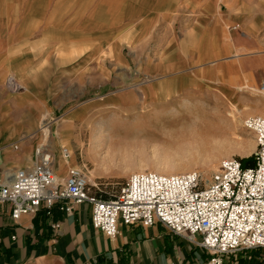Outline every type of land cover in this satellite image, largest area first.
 <instances>
[{
  "label": "crops",
  "instance_id": "crops-1",
  "mask_svg": "<svg viewBox=\"0 0 264 264\" xmlns=\"http://www.w3.org/2000/svg\"><path fill=\"white\" fill-rule=\"evenodd\" d=\"M262 35L264 0H0V178L30 168L43 147L63 185L77 166L84 130L99 114L100 83L108 80L102 61L124 68L128 81H157L135 91L142 102L156 97L161 82L181 90L216 82L227 97L230 85L244 92L246 83H264ZM151 43L154 59L144 54ZM87 93L88 101L71 103ZM105 100L116 104L118 97ZM64 145L73 152L67 160ZM64 204L17 221L0 205V264H203L208 258L159 224L119 223L108 238L92 227L88 204L71 213L60 210ZM224 264H264V249Z\"/></svg>",
  "mask_w": 264,
  "mask_h": 264
},
{
  "label": "built area",
  "instance_id": "built-area-1",
  "mask_svg": "<svg viewBox=\"0 0 264 264\" xmlns=\"http://www.w3.org/2000/svg\"><path fill=\"white\" fill-rule=\"evenodd\" d=\"M260 87L263 91L264 83ZM8 88L18 90L12 82ZM245 126L255 137L253 167L226 160L207 181L196 172L133 174L109 199L90 193V187L99 194L104 191L88 184L80 169H69L59 184L52 154L40 147L30 168L0 178V205H8L11 219L17 221L35 216L43 206L49 212L59 202H66L60 208L66 213L74 205L88 204L92 227L108 238L118 234L119 223L159 224L205 251L203 264H224L225 258L240 252L264 249V117L250 118ZM61 156L68 159L70 154L62 148Z\"/></svg>",
  "mask_w": 264,
  "mask_h": 264
},
{
  "label": "rangeland",
  "instance_id": "rangeland-1",
  "mask_svg": "<svg viewBox=\"0 0 264 264\" xmlns=\"http://www.w3.org/2000/svg\"><path fill=\"white\" fill-rule=\"evenodd\" d=\"M144 54L156 58L155 44L151 43ZM101 72L108 80L100 83L99 114L84 130L82 145L75 151L77 166L72 167L84 171L91 186L116 193L131 175L146 172H196L207 181L223 161L254 158V136L245 123L250 118L264 117V93L259 83H246L244 92L230 85L232 92L225 97L216 82H191L185 90L161 82L156 97L142 102L135 91L146 84L154 83L156 87L155 79H144L141 84L128 81L125 69L113 66L109 60L102 61ZM131 94L130 102L126 96ZM113 95H117V103L107 104L105 98ZM90 97L92 94L87 93L70 101L78 104ZM230 113L235 122L227 119ZM47 131H43L46 137L50 135ZM62 148L73 156L68 145ZM97 171L101 175L94 179ZM89 189L91 194L95 192L93 187Z\"/></svg>",
  "mask_w": 264,
  "mask_h": 264
},
{
  "label": "trees",
  "instance_id": "trees-1",
  "mask_svg": "<svg viewBox=\"0 0 264 264\" xmlns=\"http://www.w3.org/2000/svg\"><path fill=\"white\" fill-rule=\"evenodd\" d=\"M254 160H255V158L250 157V158H246V159H241V160H239V162H240L242 168H250V167L254 166ZM103 191H104V193L99 194L97 192H94V194L97 196H101V198H103V199H109L108 194H115L113 191L108 192L105 189ZM118 192H116V193H118Z\"/></svg>",
  "mask_w": 264,
  "mask_h": 264
},
{
  "label": "bare ground",
  "instance_id": "bare-ground-1",
  "mask_svg": "<svg viewBox=\"0 0 264 264\" xmlns=\"http://www.w3.org/2000/svg\"><path fill=\"white\" fill-rule=\"evenodd\" d=\"M261 92H263L264 93V90L262 91V90H260ZM231 114V113H230ZM230 117L229 118H227V119H229V120H231V121H236V119L234 118V116L232 117V114L231 115H229ZM249 131V130H248ZM44 132L45 133H47L48 131H47V128H44ZM250 132V131H249ZM251 133V132H250ZM252 134V133H251ZM253 135V134H252ZM254 136V135H253ZM254 139H255V137H254ZM252 140H253V137H252ZM88 184H91V182H89V178H88ZM94 185V184H93Z\"/></svg>",
  "mask_w": 264,
  "mask_h": 264
}]
</instances>
